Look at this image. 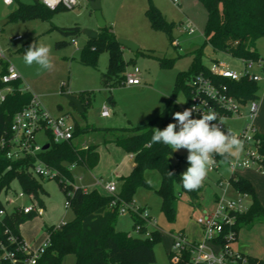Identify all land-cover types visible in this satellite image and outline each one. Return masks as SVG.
<instances>
[{"label":"rangeland","instance_id":"rangeland-1","mask_svg":"<svg viewBox=\"0 0 264 264\" xmlns=\"http://www.w3.org/2000/svg\"><path fill=\"white\" fill-rule=\"evenodd\" d=\"M21 2L30 4L33 0H21ZM150 4H154L170 22L174 23L170 33L173 42L164 30L154 29L151 26L146 14ZM101 5L107 25L112 27L117 38L132 40L140 46L142 52H137L138 50L133 52L127 47L124 50V58L129 61L127 71H133L135 67H138L141 72L142 82L138 85L126 84L120 76H114L108 87L102 84V74L107 71L109 64L107 51L101 53L97 67L81 63V49L88 40L83 30L100 29L91 8V0H80L79 5L74 8L55 10L49 17L38 15L16 20H11L9 14L17 7V4L6 5L0 0V29H2L0 46L5 52L6 59L19 71L23 87L37 96L42 105L55 117L68 114L79 127H121L145 124L165 111L170 115L177 111L182 112L187 107L188 99L183 87L175 89L176 76L179 72L189 70L199 49L201 60L207 66L218 61L239 73L245 70L243 59L224 51L214 50L210 44H204L207 11L199 0H178V2L174 0H101ZM189 22L195 28L194 33L186 30ZM75 25L81 27V32L77 35H65L60 30L62 27ZM17 35H21L22 39L13 40V37ZM63 40L68 42L67 45L58 46L57 42ZM34 41L50 46L53 62L51 71L41 70L35 64L27 66L23 62L25 50ZM256 46L261 57L264 58V36L257 40ZM144 51H153L158 55L173 58V62L169 66H162L157 58L147 56ZM248 70L250 73L262 74L261 68L257 65L249 67ZM188 83L189 80L185 79V84ZM81 91H90L91 102L85 105L84 112L79 113L76 105L72 104L66 95H77ZM110 94L116 100L114 107L107 100ZM256 100L260 106L256 124L260 132L264 134L263 91H259V97ZM104 106L109 107L110 117L101 116ZM249 121L246 105L241 115H234L223 120L224 127L232 129L237 135ZM175 122L171 121V123ZM87 137L88 134L85 133L78 138V141L86 140ZM37 139L44 144L50 137L46 131H40ZM100 149L104 156L102 165L111 168L112 161L117 159L118 155L105 154L106 146ZM186 157L187 150L184 149L170 156L172 163L178 164L181 174L189 166ZM215 166L217 167L210 170L197 202H191L189 193L176 187V212L173 219H169L162 211V198L155 191L161 183L160 173L157 170L147 171L150 173L149 180L153 188L139 189L134 200L137 204H146L151 216L148 225L152 229H159L160 238L154 244L156 261L152 264H173L174 257H170V253L175 250L174 236L177 233L183 232L188 242L203 239V229L197 220L216 209L217 198L223 196L225 189L227 198L241 194L230 183L232 170L229 159H219ZM71 172L74 186L91 188L96 182L92 171L84 165H73ZM236 173L251 180L264 205V173L256 167L241 168ZM103 178L105 181L114 180L112 175L104 174ZM39 179L43 186V190H40V198L44 205L28 194L18 197V194L23 191L18 179H15L9 191L1 196L7 210L17 205H36L38 215L26 220L20 227L23 239L32 249H37L46 241L47 226L60 225L74 218L72 208L66 205L68 196L58 180ZM7 197L13 202H8ZM243 200L246 206L251 204L249 195L243 194ZM129 216L131 215L125 214L119 218L118 228H130ZM231 246L235 251L245 252L264 260V221L240 228L238 238L231 243ZM63 264H76L75 254H67Z\"/></svg>","mask_w":264,"mask_h":264},{"label":"trees","instance_id":"trees-1","mask_svg":"<svg viewBox=\"0 0 264 264\" xmlns=\"http://www.w3.org/2000/svg\"><path fill=\"white\" fill-rule=\"evenodd\" d=\"M207 11V21L204 28V44H210L214 50L224 51L243 60L263 59L257 50V40L264 36V0H199ZM58 10V9H57ZM55 10L44 6L41 0H33V3L18 2L17 7L9 14L11 20L30 16H52ZM151 26L154 29H162L170 35L173 22L154 5L150 4L146 10ZM65 35H77L81 27H62ZM173 42V37L170 35ZM67 41L57 42L58 46L67 45ZM109 54L107 71L102 74L101 82L105 87L109 86L114 76H120L124 82L125 72L129 61H126L122 45L111 26L106 25L99 29L97 37L88 38L81 49L80 61L86 66L97 67L102 52ZM137 52H142L140 49ZM144 54L155 57L162 66L172 64L173 58L161 56L153 51H144ZM4 72V70H3ZM204 73L210 74L209 67L201 60V50L196 53L193 63L188 71L179 72L176 76L175 89L183 87L188 93V84L193 76ZM230 86V91L239 99L246 102L259 97L260 85L247 76L240 80L223 79ZM0 78V89L4 87ZM23 80L13 82L14 90L7 94L6 99L0 103V242L6 249L16 253L17 264H24L28 254L18 250V243L8 240L9 234L17 237L18 241H24L20 233L21 225L28 219L36 217L39 211L25 213L22 208L14 207L7 210L1 199L4 192H8L11 184L18 179L23 191L40 198V190H43L40 179L30 172L36 157L27 155L18 159L7 156V147L1 146L3 139L8 140L12 136V123L14 115L24 109L31 101L33 93L23 88ZM85 105L91 102L90 91H81L76 95ZM108 102L114 107L116 100L110 94ZM74 104L73 102H71ZM75 105V104H74ZM83 111V112H84ZM173 114L167 111L159 114L154 119L141 125H128L121 127H79L75 123L74 137L70 141L55 142L49 130L50 139L48 148H44L38 157L51 168L58 171L54 177L58 180L65 194L68 196L70 207L74 212V218L60 226H47L50 244L37 260V264H63L64 257L69 253L76 256V264H152L156 261L154 244L159 240V229L151 231L145 236L146 229L140 234H132L131 230L118 228L120 214L117 207H111L112 196L102 194L98 190H85L81 186L72 183V165H84L92 169L99 162L97 148L100 144L115 143L126 152L134 154L135 166L132 171L121 177L119 189L120 197L131 202L139 188L152 189V185L146 177L147 170H157L161 175V183L155 191L161 196V209L169 219L175 217V201L177 199L176 187L187 191L181 183V172L178 164L172 163L170 156L172 149L163 144H149L153 135V129H163L171 123ZM90 131L98 132L100 140L83 144L78 138ZM260 151L264 156V134H261ZM228 157L217 156L216 160ZM264 166V159H263ZM173 172V176H169ZM43 179V178H42ZM230 183L241 194L251 197L248 209L236 215L234 230L238 238L240 228L250 226L258 221H264V205L259 199L250 179L232 172ZM200 187L195 191H187L191 202H197L201 196ZM133 228L137 223L144 221L135 215ZM144 225V224H143ZM8 230L9 233H5ZM2 252V251H0ZM250 264H264V260L246 254ZM171 257V253H170ZM191 253L183 251L179 262L173 264H190ZM0 264H13L9 258H0Z\"/></svg>","mask_w":264,"mask_h":264},{"label":"built area","instance_id":"built-area-1","mask_svg":"<svg viewBox=\"0 0 264 264\" xmlns=\"http://www.w3.org/2000/svg\"><path fill=\"white\" fill-rule=\"evenodd\" d=\"M1 1L6 5H12L18 4L21 0ZM174 1L178 2V0ZM41 2L47 8L57 10L74 8L79 5L80 0H41ZM186 30L189 33L195 32V28L191 22L187 24ZM21 39V35L13 37V40ZM244 62L245 70L242 73L232 70L221 62L214 61L208 66L210 69L209 75L199 73L193 76L188 83L189 88L186 94L188 104L186 109H197V111H193V118H200L202 112H214L219 120H224L234 115H241L242 109L246 105L250 121L242 132L237 135L243 141V150L238 156L228 157L230 168L232 172H236L241 168L256 167L264 173V156L260 151V136L262 133L256 124V117L260 106L256 99L244 102L236 97L230 91L229 84L223 81V79L240 80L247 76L249 79L256 81L260 85L259 91H263L264 93V60H244ZM254 65L261 68V75L249 72L248 68ZM0 78L5 84L0 89L1 103L6 99L7 94L14 90L13 82L22 79L16 67L6 59L5 52L1 46ZM141 82V72L138 67H135L133 71L126 70L124 83L138 85ZM101 115L104 117L109 116V107L104 106ZM222 127L226 131L224 125ZM47 130L50 131L55 142L70 141L74 137L75 122L68 114L56 117L51 115L42 105L40 99L33 95L30 103L14 115L12 136L8 140L3 139L1 141V146L7 147L8 158L18 159L27 155L35 156L36 160L29 170L38 178L54 177L58 173L57 170L51 168L38 157V154L44 149L43 146L47 142L44 144L40 143L37 139V134L40 131ZM217 166H214L212 169ZM104 187L109 195L112 196L110 206L117 207L120 216L133 214L142 219L144 225L137 223L133 230L135 233L140 234L143 229H146L144 235L149 236L152 230L149 229L148 225L151 217L148 210L138 205L134 200L131 202L124 201L119 195L115 182H107L104 184ZM226 191L225 189L222 197L217 198L218 204L216 209L208 215L199 217L197 220L203 229L202 240L188 242L183 232L177 233L174 236L175 250L171 251V257H174L175 263L180 261L183 251H189L191 253L190 264H250L245 253L235 251L231 246V243L237 240L236 231L234 230L236 215L246 211L248 206L244 204L243 194L227 198ZM24 195L26 193L22 191L18 194V197ZM29 196L33 197L32 194ZM7 201L13 202L8 197ZM66 205L69 206L70 202L66 201ZM15 207L22 208L25 213L38 211L36 205H17ZM4 212L5 210H1L0 215L4 214ZM5 233H9L8 230ZM8 240L12 243H18V250L28 254L24 264H37L38 258L50 244V240L47 237L46 241L37 249H31L25 241L19 242L13 234H9ZM0 251H2L0 252V258H9L13 264H17L16 253L6 249L3 242H0Z\"/></svg>","mask_w":264,"mask_h":264},{"label":"clouds","instance_id":"clouds-1","mask_svg":"<svg viewBox=\"0 0 264 264\" xmlns=\"http://www.w3.org/2000/svg\"><path fill=\"white\" fill-rule=\"evenodd\" d=\"M23 62L27 66L37 65L39 69L51 71L53 68L50 46L34 41L25 50ZM193 111L185 109L173 113L175 123H168L162 130L153 129L149 144H163L173 152L187 150V169L181 175L185 190L195 191L203 186L210 170L216 165V157L238 156L243 150V141L232 129L226 131L214 112L193 118ZM173 176V172L168 173Z\"/></svg>","mask_w":264,"mask_h":264},{"label":"crops","instance_id":"crops-1","mask_svg":"<svg viewBox=\"0 0 264 264\" xmlns=\"http://www.w3.org/2000/svg\"><path fill=\"white\" fill-rule=\"evenodd\" d=\"M98 31H99V29H98ZM126 37L130 38L132 36H126ZM122 48H123V54H124V50H125L126 47L122 46ZM139 49H140V46H139ZM133 52H135V51H133ZM25 89H28V88H25ZM110 116H111V112H110V115L106 116L105 118L110 117ZM102 117H104V116H102ZM103 127H105V126H103ZM106 127H117V126H106ZM87 134H88V137H87L86 140H83V144L90 143V142H96V141L100 140V136L95 131H90ZM102 146H106V148H107L105 154H107L109 156H111L112 154L113 155H118V158L114 159L112 161V164L110 166L111 168H108V167L102 165L103 164L102 161H103V158H104V156H102V154H101V149H100ZM97 151L99 152V162L92 169H89L90 171H92V174L94 175V179H96V182L92 185L91 188H87V187H84V188L86 190H89V191L93 190V189H96L102 194H109L108 191L105 189L104 184L107 183V182L113 181V182L117 183L116 186H117V189L119 191L120 185H121V180H120L121 177L128 175L132 171L134 166H135L134 154L126 152L122 147L116 145L115 143L100 144L98 146V148H97ZM147 171H149V170H147ZM147 171H146V177L149 180V174L150 173H148ZM104 174L112 175L114 177V180L112 179L111 181L110 180L109 181H105L104 178H103ZM149 182H150V180H149ZM139 189H141V188H139ZM134 201L136 202V200H134ZM138 205H140V204H138ZM140 206L145 207L147 209L146 204H141ZM120 217H123V215L120 216ZM129 217L131 219V224L129 226L130 228H124L123 227L121 229L131 230L132 234H137L132 229L133 228V218L131 216H129ZM118 223H120V219H119ZM149 229L154 230V229L150 228V226H149ZM243 253H245V252H243ZM245 254H247V253H245Z\"/></svg>","mask_w":264,"mask_h":264},{"label":"water","instance_id":"water-1","mask_svg":"<svg viewBox=\"0 0 264 264\" xmlns=\"http://www.w3.org/2000/svg\"><path fill=\"white\" fill-rule=\"evenodd\" d=\"M91 8L95 13L99 27L100 28L105 27L107 25V21L105 20L104 15L102 13L101 0H91ZM83 31L88 36V38L97 37L99 33L98 30H91V29H84ZM118 41L122 46L127 47L132 51H137L139 49V45L132 40L119 38ZM66 96L69 99V101L73 102L76 105L79 113L84 111V108L82 107V103L76 95L67 94ZM48 147H49V143H46L43 146V148H48Z\"/></svg>","mask_w":264,"mask_h":264}]
</instances>
